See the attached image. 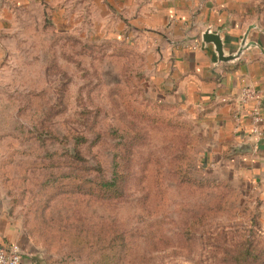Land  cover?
Wrapping results in <instances>:
<instances>
[{"label": "rangeland", "instance_id": "obj_1", "mask_svg": "<svg viewBox=\"0 0 264 264\" xmlns=\"http://www.w3.org/2000/svg\"><path fill=\"white\" fill-rule=\"evenodd\" d=\"M5 4L0 188L39 260L264 264V197L157 86L128 17L103 0ZM74 234L89 249L77 254Z\"/></svg>", "mask_w": 264, "mask_h": 264}, {"label": "crops", "instance_id": "obj_2", "mask_svg": "<svg viewBox=\"0 0 264 264\" xmlns=\"http://www.w3.org/2000/svg\"><path fill=\"white\" fill-rule=\"evenodd\" d=\"M103 2L125 20L128 17L127 23L145 37L146 60L157 86L190 108L206 136L207 150L222 158L221 167L264 197V128L252 133L250 114L256 101H242L243 88L257 91L264 120V0ZM10 17V5L5 4L0 9V29L9 27ZM208 26L220 34L227 53L237 49L244 35L257 47L234 63L220 62L211 44L193 48ZM0 243L20 247L19 264H44L22 220L9 212L1 188Z\"/></svg>", "mask_w": 264, "mask_h": 264}, {"label": "built area", "instance_id": "obj_3", "mask_svg": "<svg viewBox=\"0 0 264 264\" xmlns=\"http://www.w3.org/2000/svg\"><path fill=\"white\" fill-rule=\"evenodd\" d=\"M193 48H201L200 41L194 43ZM253 99L256 101L254 108L251 110V130L252 133L258 134L264 128L263 116L260 112L261 96L251 87H245L242 90V101ZM22 259V251L16 244L0 243V264H19Z\"/></svg>", "mask_w": 264, "mask_h": 264}, {"label": "water", "instance_id": "obj_4", "mask_svg": "<svg viewBox=\"0 0 264 264\" xmlns=\"http://www.w3.org/2000/svg\"><path fill=\"white\" fill-rule=\"evenodd\" d=\"M201 48H204L208 44L212 45V49L215 52L218 61L234 63L236 62L242 54L250 49L252 46L257 47L255 44L251 43L247 36L244 35L239 41V45L236 50L227 53L224 49L222 37L218 32H213L211 26H208L200 36Z\"/></svg>", "mask_w": 264, "mask_h": 264}, {"label": "trees", "instance_id": "obj_5", "mask_svg": "<svg viewBox=\"0 0 264 264\" xmlns=\"http://www.w3.org/2000/svg\"><path fill=\"white\" fill-rule=\"evenodd\" d=\"M101 185L109 190L113 187H115L116 185V179L115 177H112L110 180H106V181H102ZM72 237V236H71ZM69 238V246L72 247V249H74V251L77 254H81L82 252L86 251L87 249H89L88 245H87V237H82V235L80 236L79 234H74L72 238ZM235 259L237 261H240V258L235 257ZM53 264V263H52Z\"/></svg>", "mask_w": 264, "mask_h": 264}]
</instances>
